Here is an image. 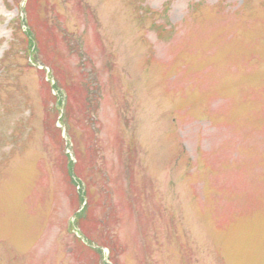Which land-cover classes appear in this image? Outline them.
I'll list each match as a JSON object with an SVG mask.
<instances>
[{
    "label": "rangeland",
    "instance_id": "rangeland-1",
    "mask_svg": "<svg viewBox=\"0 0 264 264\" xmlns=\"http://www.w3.org/2000/svg\"><path fill=\"white\" fill-rule=\"evenodd\" d=\"M0 264H264V0H0Z\"/></svg>",
    "mask_w": 264,
    "mask_h": 264
}]
</instances>
